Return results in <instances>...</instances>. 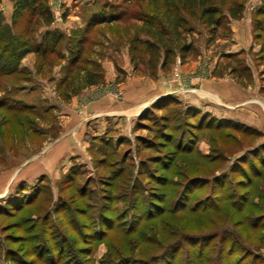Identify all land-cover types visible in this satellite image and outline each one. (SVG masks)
Segmentation results:
<instances>
[{
	"label": "rangeland",
	"instance_id": "obj_1",
	"mask_svg": "<svg viewBox=\"0 0 264 264\" xmlns=\"http://www.w3.org/2000/svg\"><path fill=\"white\" fill-rule=\"evenodd\" d=\"M47 1L49 28L20 18L10 28L20 36L0 40V66L21 71L0 73V264H264L260 115L247 123L253 107L233 119L223 104L183 101L196 85L180 77L179 45L206 47L209 35L197 1ZM239 4L251 14L258 51L248 63L260 94L264 0H206L220 24ZM104 8L117 21L83 31L91 10ZM15 11L0 0V26ZM173 15L190 28L178 43L166 22ZM46 29L63 35L60 55L18 60ZM76 30L82 51L72 68ZM159 37L172 50L165 67ZM226 61L246 69L242 59ZM149 82L177 91L152 99L135 90Z\"/></svg>",
	"mask_w": 264,
	"mask_h": 264
},
{
	"label": "crops",
	"instance_id": "obj_2",
	"mask_svg": "<svg viewBox=\"0 0 264 264\" xmlns=\"http://www.w3.org/2000/svg\"><path fill=\"white\" fill-rule=\"evenodd\" d=\"M246 12L245 8L238 20L228 18L227 26L230 33L227 38H217L206 47L203 44L197 48L196 43H193V51L190 55H187L183 64L180 65L179 74L183 79H192L196 85L190 92L186 91L187 93L183 97L185 103L194 107L202 106L206 102L223 104L231 110L234 109L236 115H230L233 119H238L239 111H241L240 115L243 116L246 111H249V108L253 107L252 110L256 111L255 115L245 119V121L247 123H253L254 121L257 123L259 121L255 116L260 115V134L264 138V68L260 63L259 94L258 78L254 71L251 72V66L248 63L252 53L258 51V46H256L252 36L250 10L248 15L245 14ZM233 57L244 61L245 71L237 73L234 69L226 66L228 63L226 60ZM243 74L250 75L249 77L252 80L248 81ZM135 88L139 93L144 96L148 95L152 99L173 94L172 91L174 90L177 91L174 87L172 90L170 84L156 89L153 82L147 83L143 88L136 84ZM255 97H259L260 102L255 100ZM42 101L44 102V100ZM106 113L111 112L106 111L103 114Z\"/></svg>",
	"mask_w": 264,
	"mask_h": 264
},
{
	"label": "trees",
	"instance_id": "obj_3",
	"mask_svg": "<svg viewBox=\"0 0 264 264\" xmlns=\"http://www.w3.org/2000/svg\"><path fill=\"white\" fill-rule=\"evenodd\" d=\"M14 2L15 5V12L14 16H13V20L11 22V24L9 26H0V40H3L4 38L9 39V37H11V40H15V36H20V35H14L11 34L10 35V28L11 27H15L17 20H20V18L25 19V21L23 20V22H25L26 24H30V22L33 23L32 26H35L39 23H41L44 27L49 28L53 22V17L48 5V1L47 0H12ZM197 1V5L200 8V12H199V20L205 25L209 27V35L207 36L206 39V44L209 45L211 43H213L217 38H223V36L220 35L218 29L219 28H226L227 33H230L229 28L227 26V20L229 19H233V20H238L241 18L242 16V12H243V8L242 5L239 4L238 6H235V8H228V15L224 18L225 22L223 24H220L219 20L216 17V15H218V10L216 7L212 6V5H206V0H196ZM169 9V7H168ZM106 11L108 13V8H104L102 9V11L98 12L97 9H93L91 10V14L89 16V18L86 19V21L84 22V27L81 28L83 29V31H88L91 27L95 26V25H102V24H110L113 23L114 21H117L114 17H106ZM171 12V9H170ZM169 12V13H170ZM146 24L148 23V25H151V23L153 22H149L148 20L145 21ZM166 22L168 24V26L170 27V31L176 35V39L175 41L178 43L179 42V30L181 29L182 31L184 30V32H188L190 31L188 28L187 30H185V27L187 25V21L184 18H181L179 16L173 15L172 18L167 17L166 18ZM158 27V26H157ZM32 29V28H31ZM159 30V28H157ZM82 31V32H83ZM160 31V30H159ZM158 31V33H160ZM161 34V33H160ZM74 39L77 40V44L79 47L76 48L75 52L77 54H70L71 57L69 59L67 64L68 67H74L77 63H78V59L80 58V54L82 49L80 48V44L82 42V35H78V30L74 31L72 33ZM220 35V36H219ZM63 35L60 34L59 32L56 31H50L49 29H46L44 31V33L42 34V39L41 42L39 43H35V44H26L23 47V53L19 54L17 57L18 60H20V58H22V56L28 52V51H33L36 55H38L41 59L46 58V56L48 55L47 53L51 54V55H55L58 57V55L60 54H54L56 52V49L58 48V45L60 44V42H62L63 39ZM70 43V41H68ZM145 45H147L148 48H152L153 51L156 52L157 50V46L154 47L152 46V44H148V43H144ZM70 45V44H69ZM158 45L161 47L162 51H163V58H162V62H161V66L165 67L168 63V59L170 57V55L172 54V50L168 45V40H162L161 37H159L158 39ZM71 47V46H70ZM72 51V50H70ZM193 51V43L189 42V43H183L181 45H179V53H180V59L181 61H183L188 54H190ZM131 54V52H130ZM74 55V58L72 57ZM264 58V54L261 53L260 50V60H263ZM62 59V58H61ZM18 62V61H17ZM17 62L15 63V65L17 64ZM74 62V66H71V64H73ZM70 65V66H69ZM7 64H1L0 66V73L3 72L4 75H8V74H12L11 72H13L14 74H20L21 71H16V67H12L10 69H6ZM79 68H75V71H78ZM68 68L65 69V76L62 78V80H64L65 78H68V74H69ZM83 72V71H82ZM25 78H23L22 80H24ZM21 80V81H22ZM85 81L86 84H91V76L90 75H86L85 76ZM22 85V84H21ZM20 85V86H21ZM169 99V97H168ZM172 105L175 104L176 102H171ZM12 105L11 102L7 101L5 103V107L6 108H10ZM261 144H264V142H261Z\"/></svg>",
	"mask_w": 264,
	"mask_h": 264
}]
</instances>
